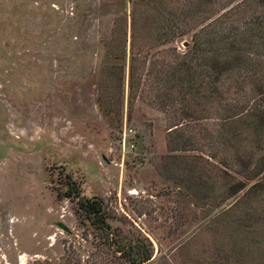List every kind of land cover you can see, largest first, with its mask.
Instances as JSON below:
<instances>
[{
    "label": "rangeland",
    "instance_id": "rangeland-1",
    "mask_svg": "<svg viewBox=\"0 0 264 264\" xmlns=\"http://www.w3.org/2000/svg\"><path fill=\"white\" fill-rule=\"evenodd\" d=\"M261 10L260 0H0V264H132L115 239H142L144 264H245L236 250L262 237L258 264L264 100L248 76L264 73V43L259 66L217 83L222 104L196 93L190 115L171 72L201 27L231 17L229 31L264 30ZM175 20L183 34L158 38ZM70 180L102 199L114 240L60 195Z\"/></svg>",
    "mask_w": 264,
    "mask_h": 264
},
{
    "label": "trees",
    "instance_id": "trees-1",
    "mask_svg": "<svg viewBox=\"0 0 264 264\" xmlns=\"http://www.w3.org/2000/svg\"><path fill=\"white\" fill-rule=\"evenodd\" d=\"M210 1L211 0H208V2ZM260 5L262 8L261 14H263L264 0H260ZM173 15L178 17L176 12L173 13ZM138 16L137 14H133L132 16V37L134 36L135 27L139 25ZM177 21L179 20L177 19ZM172 22L173 23H171L172 25L167 32L163 33L164 29H158L156 31L158 38H162V34H165L167 39L183 34L182 30L184 29L181 28V24L179 23L180 25H177L176 20ZM229 22L230 23L225 29L221 26H217L216 28V22H214L205 25L206 27H201L197 33H194L193 46L188 52L190 55L184 54L182 56L183 58L177 61V66H175V69L171 72V77L177 75L176 78L181 86H186L183 87V89H180L181 94L179 97V100L183 103L182 112L184 114L189 110V103L192 104V102H196V93L199 94L204 101H208L211 98L218 96L217 103L222 104L224 102L222 94L221 96L220 94L217 96L216 94L214 95V92H216L217 89V83L221 82L225 77H229V75L232 76L235 70L246 68L248 72V70L251 71L254 67L260 65V62L257 59H254V55L257 54L255 49L260 45L258 40L262 41L261 43H264V30L257 28V23L252 21L251 24L245 22L243 23V26L233 28L235 31H229L230 24L233 23L231 17ZM262 28L264 29V20ZM148 32L149 29L143 30L139 32V35L141 36L144 34V37L146 35L145 33ZM260 72L256 73L254 71V73L248 76V78L251 77L249 80L250 82L260 80V83L257 85L259 86L260 91L257 90L259 94L263 96L262 100H264V88L260 89L264 85V73ZM258 75L262 76L259 77ZM198 76L201 77L200 83L197 82V86H194L196 83L194 79ZM211 76H213L210 78L212 81H206V78ZM234 81H237L239 85L244 84L242 80L238 81L237 78H234ZM192 96H194V99L191 98ZM256 109L260 113L254 118V124L259 132V129L262 130L264 127V107ZM191 113H195V111L189 110L187 115H190ZM243 114L244 112H240L239 116ZM258 119L260 120L259 122ZM67 183L68 187L63 191V194L60 195L69 199L75 198L77 205L75 212L78 215V219L81 222L87 221L94 229H98L101 237L108 238L110 241L114 240V237L117 236V234L115 233V230H113L112 235L111 227L107 221L108 215L105 211L102 199L99 197H84L80 195V188L74 181L70 180ZM263 185L264 178L262 177L260 180H257L252 184L251 189L253 191L262 188ZM231 188H239V183L232 185ZM61 226L66 228L63 224H61ZM250 226L251 229L255 227L254 223ZM241 227V222L236 223V230H239ZM257 229L258 228L255 230ZM261 238L253 239V246L246 247L248 251L237 249V259L242 262L249 260V263L245 262V264H254V259L250 254L255 250ZM114 246L116 247V250L120 252V255L132 264H144L146 261L149 262L151 251L142 242V239H132L129 242L124 243L115 239ZM246 252L248 253L245 254ZM257 262L258 264H264V258L258 257Z\"/></svg>",
    "mask_w": 264,
    "mask_h": 264
}]
</instances>
